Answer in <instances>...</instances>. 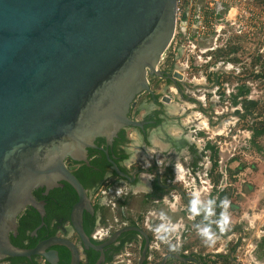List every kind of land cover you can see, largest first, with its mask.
<instances>
[{
  "label": "water",
  "instance_id": "obj_1",
  "mask_svg": "<svg viewBox=\"0 0 264 264\" xmlns=\"http://www.w3.org/2000/svg\"><path fill=\"white\" fill-rule=\"evenodd\" d=\"M175 23L176 0H0V260L42 254L57 264L44 246L63 245L79 263L69 239L24 249L11 234L27 207L44 215L33 191L64 180L79 197L74 226L92 245L82 226L89 200L65 160L86 159L96 136L141 127L130 108L151 92L147 73H159Z\"/></svg>",
  "mask_w": 264,
  "mask_h": 264
},
{
  "label": "flooded vegetation",
  "instance_id": "obj_2",
  "mask_svg": "<svg viewBox=\"0 0 264 264\" xmlns=\"http://www.w3.org/2000/svg\"><path fill=\"white\" fill-rule=\"evenodd\" d=\"M167 57L161 58L159 73H147L151 92H140L131 105L129 116L141 127H122L111 141L108 135L96 136L94 147L86 148V159L65 160L89 200L82 226L92 245L85 247L72 219L78 193L60 180L33 191L45 213L27 207L11 234L15 246L33 249L53 237L66 238L76 248L78 264H236L233 245L223 253L221 248L209 249L219 237L230 242L235 235L236 226L225 228L224 221L225 205H230L224 181L234 177V171L224 173L223 159H216L208 144L197 143L199 133L181 120L190 109L172 111L184 101L205 111V102L189 89L197 86L193 81L182 75L170 79L180 72ZM179 67L193 69L184 63ZM171 125L180 127V134H174ZM43 251L57 252V264H72L73 254L63 245L44 246ZM0 264L52 263L33 254L7 256Z\"/></svg>",
  "mask_w": 264,
  "mask_h": 264
},
{
  "label": "rangeland",
  "instance_id": "obj_3",
  "mask_svg": "<svg viewBox=\"0 0 264 264\" xmlns=\"http://www.w3.org/2000/svg\"><path fill=\"white\" fill-rule=\"evenodd\" d=\"M212 2L221 15L211 22L224 25V28L216 41L219 47L212 52L210 64L184 70L179 66L185 62V55H176L173 46L166 51V59H174L177 70L188 82L204 80L189 89L197 96L205 93V111H201L199 105L190 111L211 119L208 120L211 128L225 124L222 134L199 129L196 124L188 126L189 130L199 133L195 138L198 144H208L216 153V159H223L224 173L229 169L234 171V177L230 175L224 181L230 188V205H225L224 221L225 228L236 226L235 235L230 242L219 237L209 249L221 248L223 253L228 250V245H233L235 258L240 263L264 264V246H259L264 238V134L254 137V129L264 127V0ZM230 2L238 6L234 25L230 24L233 19L226 20ZM206 16L212 17V11L207 10ZM213 25H210L211 34L214 33ZM163 61L158 68L164 66ZM220 61L223 63L217 67L216 63ZM229 64L231 67L226 69ZM211 65L216 69L210 70ZM172 89L175 91L174 86ZM250 100L256 101L257 105L246 108ZM188 115L182 116L181 120L185 121ZM128 132L132 133V129Z\"/></svg>",
  "mask_w": 264,
  "mask_h": 264
},
{
  "label": "built area",
  "instance_id": "obj_4",
  "mask_svg": "<svg viewBox=\"0 0 264 264\" xmlns=\"http://www.w3.org/2000/svg\"><path fill=\"white\" fill-rule=\"evenodd\" d=\"M237 7L233 2H230L229 9L227 6L226 20L233 19L230 21L232 25L236 23ZM207 10L212 11L213 18L206 16ZM232 10L235 12L231 15ZM220 15L218 9L214 8L212 0H176L175 33L168 49L173 46L176 55H185L184 64L190 67H203L205 64H210L213 57L212 52L219 47L216 41L222 35L221 31L224 28V25L218 23L213 25L211 19L218 20L217 16ZM219 20L222 21V18L219 17ZM210 25L214 27L213 34L210 33ZM225 38L228 40L227 37ZM222 63L221 61L216 63L217 67ZM214 69L216 68L211 65L210 70Z\"/></svg>",
  "mask_w": 264,
  "mask_h": 264
},
{
  "label": "bare ground",
  "instance_id": "obj_5",
  "mask_svg": "<svg viewBox=\"0 0 264 264\" xmlns=\"http://www.w3.org/2000/svg\"><path fill=\"white\" fill-rule=\"evenodd\" d=\"M233 12H235V10L231 11V15L233 14ZM230 67H231V65L229 64L226 67V69H228ZM194 82H195V85H196V83L202 84V83H204V80L194 79ZM198 98L200 101L205 102V100H206L205 93H201L200 96H198ZM194 107H195V105L190 103V102H185V101L184 102H178L177 105L172 109V111L177 112V113H182V112L186 111L187 109H193ZM185 119H186L184 121L185 125L196 124V126H198L199 129H209V130L214 131L215 134H222L225 130V124H222V125L215 127V128H211V126L208 122L209 119L205 115H203L199 112L192 111ZM171 130L174 134H180L179 132H180L181 128L180 127H173ZM180 170H182V166H180ZM182 178H183V173L180 172L179 173V179H182Z\"/></svg>",
  "mask_w": 264,
  "mask_h": 264
},
{
  "label": "trees",
  "instance_id": "obj_6",
  "mask_svg": "<svg viewBox=\"0 0 264 264\" xmlns=\"http://www.w3.org/2000/svg\"><path fill=\"white\" fill-rule=\"evenodd\" d=\"M235 103H236V100H235ZM257 105L256 101L254 100H250L246 103V108H250V107H255ZM264 134V127L260 128V129H254V137H257V136H260V135H263ZM11 240L13 242H15V238L11 235ZM263 243L260 244L259 246H264V238H263Z\"/></svg>",
  "mask_w": 264,
  "mask_h": 264
}]
</instances>
